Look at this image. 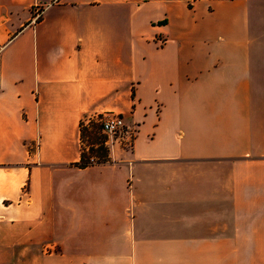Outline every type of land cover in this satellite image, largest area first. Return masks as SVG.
<instances>
[{"label": "crops", "instance_id": "1", "mask_svg": "<svg viewBox=\"0 0 264 264\" xmlns=\"http://www.w3.org/2000/svg\"><path fill=\"white\" fill-rule=\"evenodd\" d=\"M0 264H264V0H0Z\"/></svg>", "mask_w": 264, "mask_h": 264}, {"label": "built area", "instance_id": "2", "mask_svg": "<svg viewBox=\"0 0 264 264\" xmlns=\"http://www.w3.org/2000/svg\"><path fill=\"white\" fill-rule=\"evenodd\" d=\"M82 121L86 126L94 122L99 123L102 132L106 136L104 145L108 149H112L116 144L126 148H130L133 145L136 129L127 124L120 113L114 111L94 113L86 116ZM97 162L99 161L95 156H90L86 164Z\"/></svg>", "mask_w": 264, "mask_h": 264}, {"label": "rangeland", "instance_id": "3", "mask_svg": "<svg viewBox=\"0 0 264 264\" xmlns=\"http://www.w3.org/2000/svg\"><path fill=\"white\" fill-rule=\"evenodd\" d=\"M32 14L36 17H38V15H41L42 7L34 6V8L32 9ZM81 128L84 130L83 135L81 136L82 151L84 152V155L88 157L87 160L90 156H95L99 162L104 160V158L106 159L109 149L105 145L104 147L102 144V141L106 139V136L102 132L99 123L94 122L91 123L89 126H86L82 121L80 130Z\"/></svg>", "mask_w": 264, "mask_h": 264}, {"label": "trees", "instance_id": "4", "mask_svg": "<svg viewBox=\"0 0 264 264\" xmlns=\"http://www.w3.org/2000/svg\"><path fill=\"white\" fill-rule=\"evenodd\" d=\"M80 131H81V136H82L84 130L81 128ZM104 140H105V139H104ZM104 140L102 141L103 146H104ZM102 144H101V145H102ZM104 147H105V146H104ZM87 158H88V157H86V155H84V152L82 151V160H81V162H82L81 164H82V165H84V166L87 165V164H86V162H87ZM105 160H106V159L104 158V160H102V161H105Z\"/></svg>", "mask_w": 264, "mask_h": 264}]
</instances>
